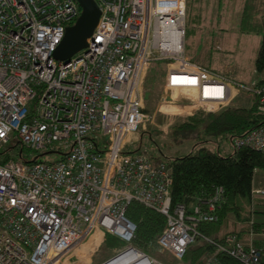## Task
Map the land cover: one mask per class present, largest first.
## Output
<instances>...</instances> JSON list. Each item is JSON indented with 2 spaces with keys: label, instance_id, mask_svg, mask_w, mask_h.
<instances>
[{
  "label": "built area",
  "instance_id": "obj_1",
  "mask_svg": "<svg viewBox=\"0 0 264 264\" xmlns=\"http://www.w3.org/2000/svg\"><path fill=\"white\" fill-rule=\"evenodd\" d=\"M94 2L98 25L86 48L64 63L54 53L82 13L77 0H0V264H68L97 231L127 252L137 229L126 216L132 202L167 218L156 245L178 260L201 236V223L217 222L222 189L188 214L172 207L168 164L126 152L156 117L146 112L143 95L152 66L166 63L159 112L167 121L204 119L242 93L257 96L264 119V87L187 56V0ZM233 144L264 155V123ZM17 146L25 153H13ZM46 153L60 160H38ZM252 195L264 196V189ZM218 249L260 264L252 242L236 235ZM205 264L223 263L213 256Z\"/></svg>",
  "mask_w": 264,
  "mask_h": 264
},
{
  "label": "trees",
  "instance_id": "obj_2",
  "mask_svg": "<svg viewBox=\"0 0 264 264\" xmlns=\"http://www.w3.org/2000/svg\"><path fill=\"white\" fill-rule=\"evenodd\" d=\"M201 1L187 0V26L196 18L191 12L192 7ZM262 32L263 42L255 64L258 72H264V19ZM205 66L225 73L223 70L210 67V65ZM162 82L164 85L165 79ZM238 82L244 84L243 81ZM256 86L264 87V77ZM237 99H239L238 102H241L240 104L232 103L220 112L210 114L204 122L183 123L175 126L176 130L172 131V134L179 133L184 137L208 138L210 142L219 143L220 139L230 141L234 149L230 155H222L220 151H212L207 147L193 149L184 154L168 155L163 149L167 145L166 142L161 146L155 142L154 150L151 151V154H147L155 161H165L172 170L170 195L173 208L182 206L188 214H192L194 206L205 207L203 202L213 198L218 189L223 191L217 210V222L199 225L198 231L201 236H198L195 243L189 246L185 255L187 258L181 260L183 264H205L213 256L223 264H244L218 249L219 245H226L228 235H236L243 242L241 235L236 231L223 237L218 235L222 229L229 225L230 219L234 218L243 223L248 234L251 232L264 233V222L257 220L256 215L259 212L251 203L254 198L252 190L255 178L257 174H264V155L250 147L236 149L233 144L235 138L242 137L257 128L264 123V119H260L257 114V96L242 93ZM236 101L234 100V102ZM145 110L149 111L146 108ZM140 149L141 145L138 150ZM19 152L20 154L25 153V149L19 147ZM142 153L146 154L145 151ZM244 202L248 203V208L244 207ZM126 216L137 227L132 246L151 257L150 250L157 247L156 242L167 226V218L138 202L130 203L126 210ZM112 239L114 242L118 241L125 245L113 236ZM252 244L259 253L260 264H264V239L253 241Z\"/></svg>",
  "mask_w": 264,
  "mask_h": 264
},
{
  "label": "rangeland",
  "instance_id": "obj_3",
  "mask_svg": "<svg viewBox=\"0 0 264 264\" xmlns=\"http://www.w3.org/2000/svg\"><path fill=\"white\" fill-rule=\"evenodd\" d=\"M191 12L196 18L187 26L188 34L185 41L187 56L210 67L228 71L224 74L237 81H243L249 87L256 86L264 77V72H258L255 66L263 42L264 0H202L192 7ZM165 64L160 62L152 66L146 74L143 85L144 107L149 110L146 111L148 114H155L156 117L153 121L146 122L132 137L126 152L135 154L145 151L146 154H151L155 142L160 146L166 142L167 145L163 149L168 155L184 154L200 147H207L212 151L218 150L222 155H230L234 150L230 141L220 139L218 143L210 142L208 138L200 136L184 137L179 133L172 134V131L176 130L175 126L204 122L209 115L204 119H190L191 121H188L189 118L177 116L178 118L167 121L159 112L164 86L162 81L166 78ZM238 101L239 99L233 103L236 104ZM100 144L105 146L104 138L100 139ZM140 145L141 149L138 150ZM18 151L17 146L12 152ZM35 156L37 154L33 153L30 158ZM38 160L54 162L60 160V156L46 153ZM254 187L264 189V174L256 176ZM251 203L259 212L256 215L257 220L264 222V196L254 195ZM243 205L245 208L249 206L247 202ZM102 239L105 242L100 245L93 264H100L101 261L111 257L112 253L108 249L110 247L116 249L117 254L126 249L123 244L113 243L114 239L109 236H104ZM100 240L101 237L98 235L92 243L96 246ZM243 243L246 245L249 242ZM149 254L150 258H154L159 263L183 264V260H178L170 252L159 250L157 247L152 248ZM185 258L187 257H184V260ZM86 260L84 259L82 263H86ZM72 262H74L73 257L68 260V264H75Z\"/></svg>",
  "mask_w": 264,
  "mask_h": 264
},
{
  "label": "water",
  "instance_id": "obj_4",
  "mask_svg": "<svg viewBox=\"0 0 264 264\" xmlns=\"http://www.w3.org/2000/svg\"><path fill=\"white\" fill-rule=\"evenodd\" d=\"M77 1L81 6L82 13L75 24L66 29L65 36L54 53V58L64 63H68L74 55L86 48L87 40L92 36L100 18V12L94 0ZM133 251L139 252L132 247L131 252ZM139 253L145 257L144 261L153 264L149 256ZM125 255V252H121L103 264H113Z\"/></svg>",
  "mask_w": 264,
  "mask_h": 264
},
{
  "label": "crops",
  "instance_id": "obj_5",
  "mask_svg": "<svg viewBox=\"0 0 264 264\" xmlns=\"http://www.w3.org/2000/svg\"><path fill=\"white\" fill-rule=\"evenodd\" d=\"M186 49H187V47H186V44H185V50ZM194 62L205 66V64H203V63H201L199 61H194ZM224 72L226 73L228 71H224ZM254 189H256V188L254 187ZM228 224L229 225L227 227H225L224 229H222L220 231V233L218 234L219 236L223 237V236H225L228 233H232V232L236 231V232H239V234L241 235L242 241L245 242V243H248V242L249 243H251V242L253 243V241H259V240H263L264 239V233H252L251 232V233L248 234V232H246V230H245L246 229V226L243 223L238 222L234 218L233 219H230ZM97 234L100 235L101 240L96 245V247L94 246V243H92L93 241L90 240L85 246H83L82 248H80V250H77L75 253H73L71 255V257H73V259H74V262H72V263H75V264H79V263L80 264H93V259H94L95 255L97 254V252H98V250L100 248V245L102 244V242H105L104 239H102V238L104 236H109V234H103L102 232L97 231L95 233V237L97 236ZM102 235H103V237H102ZM109 237L112 238V236H109ZM113 243H119V244H121L118 241H116V242L113 241ZM108 249L112 253L111 257L105 259L104 261H101L100 264H103V262H106V261L110 260L111 258L114 257L115 254H117V253H115L117 251L116 249L111 248V247L108 248ZM84 259L85 260L87 259L86 260V263H82Z\"/></svg>",
  "mask_w": 264,
  "mask_h": 264
},
{
  "label": "bare ground",
  "instance_id": "obj_6",
  "mask_svg": "<svg viewBox=\"0 0 264 264\" xmlns=\"http://www.w3.org/2000/svg\"><path fill=\"white\" fill-rule=\"evenodd\" d=\"M99 234H97L98 236ZM96 236V237H97ZM126 255L113 264H150L144 261V256L137 251L131 252V250L125 252Z\"/></svg>",
  "mask_w": 264,
  "mask_h": 264
}]
</instances>
